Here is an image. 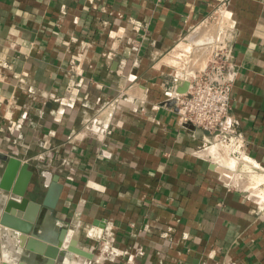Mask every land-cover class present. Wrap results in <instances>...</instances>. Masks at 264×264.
Wrapping results in <instances>:
<instances>
[{"label": "crops", "instance_id": "0c3cea01", "mask_svg": "<svg viewBox=\"0 0 264 264\" xmlns=\"http://www.w3.org/2000/svg\"><path fill=\"white\" fill-rule=\"evenodd\" d=\"M224 1L231 113L247 144L237 160L252 172L229 169L217 144L201 148L210 137L181 123L173 98L197 70L161 62ZM10 158L20 166L6 190ZM24 164L23 195L44 196L33 170L56 175L54 223L93 254L54 264H264V198L238 187L250 174L264 191V0H0V220ZM211 165L233 172L229 185ZM37 218L49 221L42 206ZM95 222L132 253L97 262ZM18 261L46 264L0 222V264Z\"/></svg>", "mask_w": 264, "mask_h": 264}, {"label": "water", "instance_id": "95a60500", "mask_svg": "<svg viewBox=\"0 0 264 264\" xmlns=\"http://www.w3.org/2000/svg\"><path fill=\"white\" fill-rule=\"evenodd\" d=\"M180 50L184 51L185 54L182 56V58H184L185 55L191 53L192 47L183 40L179 41L173 49L164 56L161 62L169 64L177 69L179 67L182 68L185 62L177 63L173 62L174 60L172 61L173 56ZM176 84L179 86L177 88L178 93L182 94L186 91L187 83H183L182 79H177ZM130 93L136 95L140 94L138 89L131 90ZM19 166V160L15 158L8 159L1 182V186L6 190L11 188L15 169L19 168ZM210 167L219 174V179L224 185H229L233 177V172L231 170L223 166L211 165ZM28 169L32 170L27 164H24L21 168L17 182L11 189V196L6 202L0 220L1 224L16 232L20 247L41 255L46 260V264H54L57 258L62 256L65 252H71L91 259L93 254L83 250L77 245V241L73 238L74 230L70 228L67 222H61L59 225L54 223L53 211L62 190V185L58 182V177L47 170H40L39 172L37 169L33 170L32 172L35 173V175H40L39 180H41V188L45 190L44 196L42 197L40 193H38V196H34L35 192H37L35 189H29V191L26 192V196H24L26 185L29 182ZM29 197L36 200V202L32 203L29 201ZM40 206L45 208L49 220L45 226L40 225L39 218H37ZM94 224L98 226L96 233H94V225H86L85 229L87 230V237L96 241L100 239L105 228V223L95 222ZM3 264L11 263L4 262ZM15 264L25 263L23 261H18Z\"/></svg>", "mask_w": 264, "mask_h": 264}, {"label": "built area", "instance_id": "2783aa9c", "mask_svg": "<svg viewBox=\"0 0 264 264\" xmlns=\"http://www.w3.org/2000/svg\"><path fill=\"white\" fill-rule=\"evenodd\" d=\"M226 4L224 1L214 10H221L224 16ZM216 45L218 46L215 50L218 52L216 51L206 62L203 69L197 70L191 77L187 91L182 94L173 93L174 112L183 125H189L210 137L205 139L202 149L217 144L232 157L240 159L245 155L247 144L241 136L239 120L231 113L232 78L228 70L232 65L229 62L228 40L216 42ZM125 96L126 90L122 87L115 101L126 99ZM109 230L110 228L94 246L97 262L128 256L132 253L131 250L116 247ZM178 244L183 245L184 240H179ZM135 254L143 255L141 248H136Z\"/></svg>", "mask_w": 264, "mask_h": 264}, {"label": "rangeland", "instance_id": "374dc122", "mask_svg": "<svg viewBox=\"0 0 264 264\" xmlns=\"http://www.w3.org/2000/svg\"><path fill=\"white\" fill-rule=\"evenodd\" d=\"M225 12V11H224ZM224 16H226V12L224 13ZM224 16H223V14H222V12H221V10H213L212 11V13L210 14V16L209 17H207L206 19H204L203 21H201L195 28H193V30H191L188 34H187V37H186V40H185V42L189 45V40H187V39H189L192 35H196L195 34V32H196V28L198 27V26H200V25H202V24H205V25H208V27H214L215 28V31L216 30H218V28L221 26V27H224V31L226 32V29H227V27H228V23H226L225 22V20H224ZM213 28V29H214ZM213 31V30H212ZM225 32H223L221 35H220V33H218V35H217V37H216V40L214 41H212V44L210 45L209 44V48L208 49H205V51H203L202 52V50H197V51H195L194 50V47L192 46V45H190L191 47H192V51H191V53L190 54H188V55H185V57L184 58H180L181 59V61L182 62H185V63H187L186 61H188V60H194L193 61V64L191 63L190 65H185V63H184V65H183V67H182V69H180L181 67H179L178 69L176 68V70L179 72V73H182V72H184L185 73V70L187 69V72H192V71H194V70H201V69H203L204 68V66H205V64H206V62L207 61H209L211 58H212V56L216 53V51L217 50H215V48L218 46V45H216V42H219V41H221V40H226V33ZM224 35V36H223ZM223 36V37H222ZM218 37H219V39H218ZM215 43V44H214ZM204 47H206V45H204L203 46V48ZM209 50V51H208ZM218 52V51H217ZM178 53H184V51H179ZM178 53L176 54V55H174L173 56V58H172V61L173 62H181L180 61V59H178V58H176V60H175V56H177L178 55ZM198 56H200V59H198ZM188 57V58H187ZM195 63V64H194ZM177 64V63H176ZM189 66V67H188ZM181 70V71H180ZM187 74V73H186ZM223 154V157L225 158V157H230L229 156V154L228 153H226L225 151H224V153H222ZM244 166V168H246V171H253V169L254 168H248V167H245V165H243ZM247 178H251V176H250V174L249 175H247V177H246V175H244V176H242V179H243V181H245V182H247L248 181V179ZM245 185L243 184L242 186H238V187H240L241 189H243V190H245V187H244ZM246 192H247V194H249V195H251V196H255V193H253V190H249V189H247L246 190Z\"/></svg>", "mask_w": 264, "mask_h": 264}, {"label": "bare ground", "instance_id": "6f19581e", "mask_svg": "<svg viewBox=\"0 0 264 264\" xmlns=\"http://www.w3.org/2000/svg\"><path fill=\"white\" fill-rule=\"evenodd\" d=\"M214 27H208V25H205V24H202L200 26H198L196 28V32H195V36L192 35L189 39L188 42H189V45H192L194 47V50L197 51V50H202L205 51V49H208L209 48V44L211 43L212 44V41L216 40V37L218 35V33H220V35L225 32L224 31V27H219L218 30L215 31V28L213 29ZM213 30V31H212ZM224 36V35H223ZM222 36V37H223ZM219 39V37H218ZM210 44V45H211ZM215 44V43H214ZM206 45V47L203 48V46ZM209 51V50H208ZM183 54L185 53H178L177 56H175V60L176 58L180 59ZM188 58V57H187ZM182 59V58H181ZM180 59V61H181ZM198 59H200V56H198ZM193 59L192 60H188L186 61L187 63H185V65H190L191 63L193 64ZM182 62V61H181ZM195 64V63H194ZM189 67V66H188ZM182 69V68H181ZM181 71V70H180ZM223 152V150H222ZM235 158H233L232 156L230 157H226L225 159V165L231 169V170H234L236 169L237 165L240 163V164H243L245 166H249V163L246 161V160H241L239 161ZM241 182V181H239ZM263 182V179L261 177H257L253 182H244V183H241V186L244 184L245 186V191L247 189L249 190H253V193H255V196L257 197V199L259 198H264V191L262 190L261 192L259 191V188L258 186L260 184H262Z\"/></svg>", "mask_w": 264, "mask_h": 264}]
</instances>
